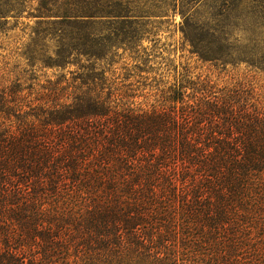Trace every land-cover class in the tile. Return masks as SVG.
I'll use <instances>...</instances> for the list:
<instances>
[{
	"label": "trees",
	"instance_id": "16d2710c",
	"mask_svg": "<svg viewBox=\"0 0 264 264\" xmlns=\"http://www.w3.org/2000/svg\"><path fill=\"white\" fill-rule=\"evenodd\" d=\"M207 2L0 0L59 72L0 77V264H264V16ZM177 15L216 78L144 46Z\"/></svg>",
	"mask_w": 264,
	"mask_h": 264
},
{
	"label": "rangeland",
	"instance_id": "374dc122",
	"mask_svg": "<svg viewBox=\"0 0 264 264\" xmlns=\"http://www.w3.org/2000/svg\"><path fill=\"white\" fill-rule=\"evenodd\" d=\"M217 6L214 0H208L207 4H204L200 10V15H204L210 11L211 6ZM220 5V4H219ZM237 6V7H236ZM218 7V6H217ZM237 9L238 12L248 13L252 10L258 12L264 16V0H224L221 9L233 8ZM31 11L26 10L24 16L16 21L14 18H10V24L3 26L0 25V77H5L9 80L8 83L20 79V82L29 78L30 83L40 82L46 83L47 79L54 80L55 75L59 74L56 70L48 69L40 71L39 69L35 72L30 71V68L18 57V53L22 51L23 44L26 40V32L28 24L34 25L35 19H28ZM182 18L180 15L169 18H159L152 20V24L148 27L150 33H146L149 36L150 41H145L144 46L151 47L155 44L159 48L161 56L167 57L170 60H174L176 64H187L196 67L197 72L209 73V70L214 72L215 77L219 74V70L210 67L207 64H202L197 61L196 57H192L187 51L181 52L180 47L183 41V35L180 31V23ZM262 21V20H261ZM247 22L240 21L238 28L243 29L246 27ZM249 23L248 26H250ZM262 26L264 22L262 21ZM238 36H244V33H237ZM246 38V36H244ZM163 50H165L163 52ZM241 68H244L241 66ZM28 74V75H27ZM35 78V79H34Z\"/></svg>",
	"mask_w": 264,
	"mask_h": 264
}]
</instances>
